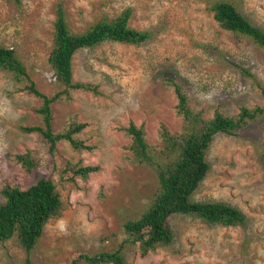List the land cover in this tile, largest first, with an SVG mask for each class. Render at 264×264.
Instances as JSON below:
<instances>
[{
	"label": "rangeland",
	"instance_id": "1",
	"mask_svg": "<svg viewBox=\"0 0 264 264\" xmlns=\"http://www.w3.org/2000/svg\"><path fill=\"white\" fill-rule=\"evenodd\" d=\"M211 1L0 0V46L18 52L46 94L62 89L48 61L59 3L74 32L131 9L130 24L152 34L141 45L105 41L74 55L75 79L97 84L100 93L75 91L71 101L54 103L53 129L59 131L71 118L88 122L82 136L96 145L93 151L77 153L61 143L52 159L38 133L22 130L42 124L36 111L41 100L19 90L12 73L0 70V188L5 183L25 188L48 175L64 202L62 215L49 220L32 251V264L74 259L91 264L83 255L115 249L126 237L124 223L152 202L157 175L126 159L128 138L115 126L129 119L145 123L153 143L160 121L178 131L176 98L165 78L180 83L191 104L209 114L220 109L233 115L242 105L263 102L257 83L264 86V49L221 28L208 10ZM228 1L264 29V0ZM27 150L39 161L34 172L12 156ZM77 157L101 170L74 183L65 180L62 169ZM208 160L211 169L192 199L229 202L244 212L246 225L225 226L176 213L169 220L173 242L146 255L128 248V264H264V115L235 134L216 135ZM0 264H27V252L16 237L0 243Z\"/></svg>",
	"mask_w": 264,
	"mask_h": 264
},
{
	"label": "trees",
	"instance_id": "2",
	"mask_svg": "<svg viewBox=\"0 0 264 264\" xmlns=\"http://www.w3.org/2000/svg\"><path fill=\"white\" fill-rule=\"evenodd\" d=\"M20 3L21 0H14ZM208 10L219 26L235 35L246 36L264 49V29L254 24L244 12L228 0H213ZM131 9L92 23L87 29L74 32L68 22L62 3L56 7L53 46L48 57L62 89L52 94L41 91L31 77L26 64L18 52L11 47L0 46V70L11 72L19 85V90L36 96L41 104L36 107L42 124L25 125L26 133H38L46 142L48 153L55 158L59 144H67L73 151H93L94 143L83 137L89 126L86 121L71 118L59 130L53 129V109L56 102H69L75 91L97 95V84L78 81L74 77V55L84 49L95 47L105 41H116L141 45L151 38V31L138 29L130 24ZM167 88H171L175 98V114L180 120V128L173 131L160 121L156 143L148 138L145 123L129 119L119 123L116 130L127 138L125 157L137 165L150 167L157 175L158 188L152 202L146 206L138 218L127 220L124 225L125 239L113 250L86 254L82 258L91 264H128L126 251L136 248L141 255L160 246L170 245L174 233L169 220L173 214H191L209 223L225 226H244L247 217L242 210L225 201H196L192 195L206 178L211 169L208 152L216 135L235 134L250 120L264 115V86L257 83L263 95V102L253 107L242 105L237 113L229 115L220 109L212 114L195 108L184 87L172 78H165ZM16 163L34 172L39 161L31 150L13 154ZM101 166L86 164L81 157L69 160L61 171L63 178L75 182L76 178L87 179L98 173ZM67 175V177H65ZM3 200L0 202V243L13 237L27 252V264H32L30 255L44 233L50 219L62 215L64 202L52 176L44 175L23 188L18 183H5L0 188ZM58 264V263H54ZM70 264H80L78 259Z\"/></svg>",
	"mask_w": 264,
	"mask_h": 264
}]
</instances>
